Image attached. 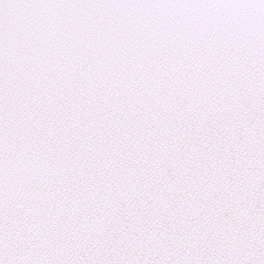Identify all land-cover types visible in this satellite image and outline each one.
<instances>
[{"label":"snow or ice","instance_id":"snow-or-ice-1","mask_svg":"<svg viewBox=\"0 0 264 264\" xmlns=\"http://www.w3.org/2000/svg\"><path fill=\"white\" fill-rule=\"evenodd\" d=\"M0 264H264V0H0Z\"/></svg>","mask_w":264,"mask_h":264}]
</instances>
